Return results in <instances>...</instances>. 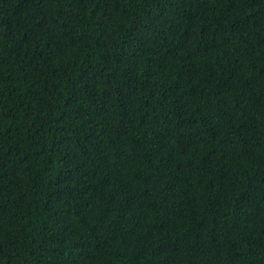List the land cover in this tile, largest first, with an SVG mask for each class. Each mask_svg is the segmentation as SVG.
<instances>
[{"label": "trees", "instance_id": "obj_1", "mask_svg": "<svg viewBox=\"0 0 264 264\" xmlns=\"http://www.w3.org/2000/svg\"><path fill=\"white\" fill-rule=\"evenodd\" d=\"M0 264H264V0H0Z\"/></svg>", "mask_w": 264, "mask_h": 264}]
</instances>
